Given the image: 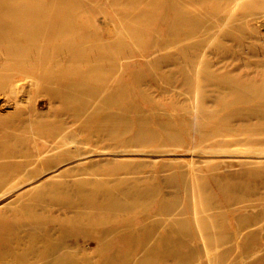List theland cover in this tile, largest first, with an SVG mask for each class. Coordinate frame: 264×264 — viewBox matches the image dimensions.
<instances>
[{
    "label": "rangeland",
    "instance_id": "rangeland-1",
    "mask_svg": "<svg viewBox=\"0 0 264 264\" xmlns=\"http://www.w3.org/2000/svg\"><path fill=\"white\" fill-rule=\"evenodd\" d=\"M0 264H264V0H0Z\"/></svg>",
    "mask_w": 264,
    "mask_h": 264
},
{
    "label": "bare ground",
    "instance_id": "bare-ground-1",
    "mask_svg": "<svg viewBox=\"0 0 264 264\" xmlns=\"http://www.w3.org/2000/svg\"><path fill=\"white\" fill-rule=\"evenodd\" d=\"M22 4V3H21ZM27 5V4H26ZM10 9H12V8H10ZM23 8H18V9H15L14 11H12V15L13 16H16V17H20L17 13L19 12V11H21ZM9 10V9H8ZM9 12V11H8ZM11 12V11H10ZM24 17V16H23Z\"/></svg>",
    "mask_w": 264,
    "mask_h": 264
}]
</instances>
